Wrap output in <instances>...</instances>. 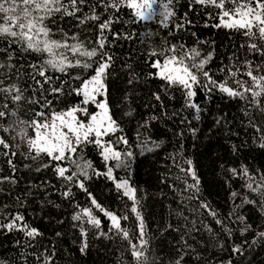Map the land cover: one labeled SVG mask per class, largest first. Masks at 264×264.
I'll return each mask as SVG.
<instances>
[{"label":"trees","instance_id":"obj_1","mask_svg":"<svg viewBox=\"0 0 264 264\" xmlns=\"http://www.w3.org/2000/svg\"><path fill=\"white\" fill-rule=\"evenodd\" d=\"M95 7L103 13L100 22L108 15L114 17L110 28L105 30L109 42L105 50L113 57L108 69L106 101L110 115L121 130L105 140H111L118 150L134 153L130 171L114 169L113 174L117 180L128 179L137 189L138 210L147 240V247L142 249L146 264H174L176 259H182L183 264H264V238L256 235L264 231V211L259 192L252 193L245 187L248 183L255 187L264 179V148L260 146L264 133L258 131L264 129V113L259 110L260 104L249 103L250 93H245L246 99H241L228 96L211 84L204 88L202 85L207 81L201 75L192 97L197 111L185 104L182 89H164L161 86L165 81L147 75L156 71L151 67L153 60L162 62L161 57L150 55L153 47L182 44L185 49L197 48L201 57L211 52L204 70L217 82L224 81L236 88L233 82L236 79L251 85L246 71L250 68L255 73L258 64L264 65V55L249 51V41L240 32L214 27L213 24L218 23L215 12L219 10L196 5L193 0H174L176 15L167 26L157 20H136L126 7L107 13L98 3ZM87 11L86 4L77 15ZM57 23L69 36L75 33L86 46H92L87 40L94 44V32L98 31L94 22L87 21L86 25L78 27L75 17L57 16ZM177 24L183 27L177 28ZM111 32L119 35L113 38ZM113 39L115 42L111 43ZM255 42L261 46L258 38ZM180 51L178 48L177 54ZM66 54L71 57L70 53ZM245 60L250 63L245 65ZM38 63L37 54L22 52L15 44L0 40V111H16L20 119H27L40 110L39 102L31 103L37 97L40 102L44 100L39 95L41 85L35 84L33 79L40 78L28 67ZM237 68L240 72L236 77L227 76L228 71ZM77 71L85 76L91 74V70L84 72L82 68L69 70L72 76ZM47 75L55 81L61 78L69 81V74L49 70ZM12 86L23 93L22 101L11 100L14 89L3 91ZM64 93H68L67 87ZM153 93L161 99L157 100ZM55 95L46 93L57 110L68 103L78 104L82 99L72 93L60 102L54 99ZM90 107L95 110L94 105ZM153 116L155 120L151 119ZM9 123V118H0V139L9 144L8 149L0 145V223L19 213L24 217L22 223L36 227L40 234L29 238L16 229L0 228V264H136L131 257V246L122 235L114 234L115 230L109 228L110 221L91 205L87 193H92L98 203L118 217L128 215V220L121 219V225L128 229L133 243L138 244L139 230L127 197L119 195L106 176L95 174L83 181L86 191L72 183L70 198L64 197L62 192L68 182L56 177L53 165L67 166V162L54 161L47 168H40V163L47 158L34 161L26 141L17 135L19 128L4 130ZM26 131L34 135L31 129ZM119 135L127 139V145L115 143ZM152 141L159 147H152ZM143 143H148L151 150L137 147ZM77 155L90 161L97 171H106L94 144L85 146L82 153L73 154ZM188 161L199 180L198 191L189 187L194 181L186 172ZM232 168L237 170V175L229 171ZM242 168L248 170L251 179L240 175ZM74 170V166L69 167L65 175H71ZM5 176L7 180L3 179ZM78 178L83 180V177ZM234 191L237 192L235 198L231 195ZM245 196L254 203H242ZM203 203L216 213L215 217L201 207ZM83 207H89L101 220L99 229L87 225V218L83 225L72 220L73 212ZM240 215L251 226L243 234L240 228L244 224L237 219ZM216 219H220L221 224H216ZM81 226L87 229L84 238L80 236ZM82 239L87 244L83 253L80 252ZM234 246H239L240 251L232 252Z\"/></svg>","mask_w":264,"mask_h":264},{"label":"snow or ice","instance_id":"obj_2","mask_svg":"<svg viewBox=\"0 0 264 264\" xmlns=\"http://www.w3.org/2000/svg\"><path fill=\"white\" fill-rule=\"evenodd\" d=\"M103 7V12L109 10L122 9L126 7L131 10L132 16L136 20L151 21L154 16L159 17V23L162 26H167L172 23L171 17L176 15L173 4L174 0H0V40H7L15 44L22 52H31L37 54L39 59L38 64H30L28 67L35 72L38 77H33L34 83L41 85L40 97H44L42 102L39 97L32 100L31 103H40V110L34 112V115H29L27 119H20L16 111H0V118H9L11 123L5 127V131L19 128L17 135H20L27 144L29 152L33 153L34 161L47 158L46 162L40 163V168H47L52 162L66 161L67 166H61L60 163L53 165V171L56 177L68 182L66 190L62 192L64 197L70 198L71 185L74 183L76 187L86 191L83 181L90 178V174L97 176L104 175L109 181H112L119 195L127 197L130 201V212L135 216L137 222L136 227L139 230V235L136 238L137 243H133L130 233L127 228L122 227L121 219L128 220V215L118 217L113 211L107 210L93 198L92 193L88 192V198L91 200V205L103 213L110 223L109 228L115 230L114 234L122 235V237L131 246V257L136 264H146L147 257L143 248L147 247L146 234L143 226V218L139 208V200L137 198V189H135L126 178L116 179L114 177V169H123L130 171V160L134 153L130 150H118L114 147L111 140H105V136L117 133L121 130L120 124L110 115L109 102L102 97L107 91V76L108 69L112 63L113 57L105 50L107 41V33L105 30L110 28L114 17L108 15L107 19L101 21L103 13L98 12L95 4ZM193 3L200 6H209L213 9H218L215 16L218 23L213 24L214 27L238 31L249 41L247 47L249 51L261 52L264 55V0H193ZM88 6V11L82 15H77L81 12L84 5ZM158 5V7H157ZM57 16L60 17H75L78 21L77 26L86 25L87 21H92L96 24L98 31L94 32V44L92 40H79L75 33L69 36L68 31L57 23ZM187 23V21H185ZM177 28L183 27L182 24H177ZM55 28V32L53 31ZM92 31V29H89ZM59 35V38H55ZM113 38L119 33L111 32ZM131 38V37H128ZM259 40L261 46L258 47L256 40ZM69 40L72 42L69 43ZM115 39L111 43H114ZM182 51L177 54V49ZM66 53H70L71 57ZM152 56H159L160 60H153L151 67L156 69L155 72H148L149 77L155 76L165 84L161 87L179 88L183 90L185 104L193 109L197 105L192 102V97L195 96L194 85L200 83L202 75L207 83L203 84L204 88H208L209 84L227 94L228 96L240 97L246 99L245 93H250L251 105L260 104V111L264 113V65H257V71L254 73L250 68L247 69L246 75L250 77L251 85L242 80L236 79L233 82L236 88L229 87L224 81L217 82L212 79L209 72L204 70V66L211 58L212 53L208 52L206 56L201 57L200 51L193 47L185 49L184 45L172 44L171 46L158 45L152 48L150 53ZM42 58V59H40ZM95 58V59H94ZM8 59H11L9 56ZM245 65L250 62L245 60ZM82 68L84 72L91 70L90 75H83L77 71L74 76L69 72L72 68ZM51 70L53 73L69 74V81L61 78L59 81L53 80L47 75ZM240 69L228 71L227 76L236 77ZM70 81H78V84ZM131 83V81H129ZM44 85L47 87L45 88ZM68 88V93H64V88ZM15 94L11 96V100L20 102L24 99L23 93L15 86L12 89ZM239 89V90H237ZM46 93L56 94L54 99L63 102L67 95L75 93L76 96L82 97L78 104L68 103L65 107L59 108L52 105V101L48 100ZM153 96L159 100L161 97L153 93ZM7 98V96L5 97ZM127 99V96H125ZM91 105L95 106V110L91 109ZM7 109L8 105H4ZM125 115H128L126 112ZM82 117V118H81ZM14 118V119H13ZM199 119V116L196 117ZM155 120L156 117H151ZM26 129H31L34 135H30ZM195 131V129H190ZM264 133V129H258ZM261 147L264 148V135H261ZM115 143L128 144L127 139L122 136H116ZM152 147H159V144L152 141ZM94 144L97 148L100 157L105 162V172H99L92 167L90 161L83 159L80 155L73 156L78 151L82 153L85 146ZM0 145L5 149L9 148V144L0 139ZM145 151H150L148 143L137 145ZM8 153L5 152V155ZM112 161L110 165L108 162ZM11 165V161H8ZM75 168L71 175H65L69 167ZM39 170V169H37ZM185 171V169H182ZM235 176L237 170L229 169ZM186 172L191 175L194 183L189 187L198 189L199 180L196 173L191 167V161H188ZM240 175L251 179L248 175V170L241 169ZM78 177H83V180ZM3 179L7 180L8 177ZM252 193L259 192L261 199V209L264 211V179L259 184L253 187L252 183L245 185ZM235 198L237 192L231 193ZM74 203V201H73ZM242 203H254L252 199L245 196ZM80 208L79 205H76ZM126 207L128 205L126 204ZM201 207L208 211L212 216L216 213L211 210L207 203L201 204ZM73 221H79L84 224L85 218L87 225L99 229L101 220L90 212L89 207H83L80 211H74L72 215ZM237 219L244 224L240 228L243 234L251 226L245 223V217L240 215ZM24 217L19 213L15 214L6 222L0 223V228L5 230L16 229L23 232L26 237L32 238L39 235L36 227H31L26 223H22ZM20 222V223H18ZM216 224H221L220 219H216ZM225 231H229L225 228ZM87 234V229L80 227V236L84 238ZM99 234V233H97ZM230 234V233H229ZM59 236L60 233H57ZM107 235V234H105ZM258 237L264 238V231L256 233ZM139 245V247H138ZM87 248V244L82 239L80 243V252L83 253ZM240 251L239 246H234L232 252ZM50 259V257L48 258ZM174 264H183L182 259H176Z\"/></svg>","mask_w":264,"mask_h":264},{"label":"rangeland","instance_id":"obj_3","mask_svg":"<svg viewBox=\"0 0 264 264\" xmlns=\"http://www.w3.org/2000/svg\"><path fill=\"white\" fill-rule=\"evenodd\" d=\"M158 3H159V2H158ZM157 7H158V5H157ZM153 20H157V21L159 22V17H158V15H157V16H154L153 19H152L151 21H153ZM144 22H150V21H144ZM102 98L106 100V94H105V96L102 97ZM81 118H82V117H81ZM114 134H115V133H114ZM111 135H113V134H111ZM106 137H107V136H105L104 139H105Z\"/></svg>","mask_w":264,"mask_h":264}]
</instances>
